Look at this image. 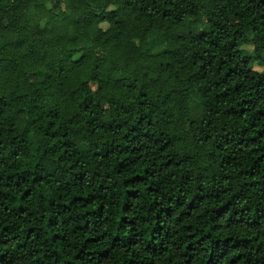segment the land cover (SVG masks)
Returning a JSON list of instances; mask_svg holds the SVG:
<instances>
[{
	"label": "trees",
	"instance_id": "1",
	"mask_svg": "<svg viewBox=\"0 0 264 264\" xmlns=\"http://www.w3.org/2000/svg\"><path fill=\"white\" fill-rule=\"evenodd\" d=\"M253 62L264 0H0V264H264Z\"/></svg>",
	"mask_w": 264,
	"mask_h": 264
},
{
	"label": "rangeland",
	"instance_id": "2",
	"mask_svg": "<svg viewBox=\"0 0 264 264\" xmlns=\"http://www.w3.org/2000/svg\"><path fill=\"white\" fill-rule=\"evenodd\" d=\"M63 8H65V4L63 5ZM100 28L105 31L108 28V25L106 23L100 24ZM86 43L82 42L81 46H84ZM162 44H154L152 45L148 50L152 52H157L162 48ZM241 51L245 55L254 56L253 52V46L251 45H245L241 48ZM250 69L256 72H262L264 70V64L262 65L259 62H253L250 66Z\"/></svg>",
	"mask_w": 264,
	"mask_h": 264
}]
</instances>
